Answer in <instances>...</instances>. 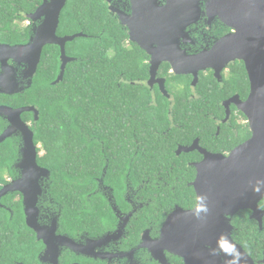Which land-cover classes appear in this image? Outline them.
<instances>
[{"label": "trees", "instance_id": "1", "mask_svg": "<svg viewBox=\"0 0 264 264\" xmlns=\"http://www.w3.org/2000/svg\"><path fill=\"white\" fill-rule=\"evenodd\" d=\"M40 3V0H0V42L15 44L26 41L30 26L21 23L28 20L26 15L34 12ZM102 31H105L104 35ZM77 32L97 37H78L67 43L66 51L80 60L67 67L62 81L50 83L58 71L59 51L57 46L47 45L31 88L18 96L40 108L42 127L38 135L46 150L41 160L55 177L56 194L64 204L65 215L73 219L93 184L92 181L80 180H92L101 174L100 142L94 138L86 143L85 138L88 137L83 131L103 139L106 154L114 156L117 149L120 156L125 157L124 167H116L112 161L106 178L120 179L127 156L133 155L132 149H135L137 155L132 161L131 177L150 171L153 175L149 178L154 182L158 176H165L164 168H160L163 163L178 161L176 172L186 165L187 155L179 159L173 154L178 143L188 144L196 136L205 143L214 139L216 127L210 113L221 114L220 101L235 90H242L246 81V71L241 64L231 66V78L220 88L211 74H202L195 88V99L187 102L184 100L192 88L189 79L183 77L182 90H171L180 99L177 97L178 102L168 115V100L161 95H157L156 105L148 107L146 103L150 94L147 87L126 82L118 86L119 73L128 80L139 76L140 61L131 54H124L125 48L114 40L117 29L104 18L98 0H66L57 34ZM112 49L116 51L115 58L107 55V51ZM5 98L0 95V99ZM224 129L221 128L222 131ZM230 136V145H224L217 139L209 147L213 151L234 147L246 137L244 127ZM189 155L192 160L196 154ZM11 157L9 148L0 143V183L5 179V165ZM121 157H117L116 162ZM176 172L169 175L173 182L172 175H178ZM168 177L163 180L168 181L169 192L173 187L174 191L180 187V192L185 188L187 194H192L185 182L174 185ZM193 177L194 170L189 169L186 179ZM6 198L10 205L11 198ZM97 208L94 201L93 209ZM232 223L235 226L234 240L244 245V212L237 215ZM39 249L40 244L25 224L20 208L14 204L13 213H10L0 207V264H38L36 254Z\"/></svg>", "mask_w": 264, "mask_h": 264}, {"label": "flooded vegetation", "instance_id": "2", "mask_svg": "<svg viewBox=\"0 0 264 264\" xmlns=\"http://www.w3.org/2000/svg\"><path fill=\"white\" fill-rule=\"evenodd\" d=\"M98 1L104 18L108 21V23L113 24V26L117 29V35L114 37V40L119 46L125 48L123 51L124 54H131L132 56H135L138 61H140L141 68L138 72L139 76L135 77V80H128L122 73H119V80L117 84L120 86L126 82L129 84L131 83L147 87L150 94L148 96V102L146 103L148 107L157 104L156 99L159 94L161 97L168 100V111H170L171 107L178 102L176 100L178 96H176L172 91L177 92V90H182L184 84L183 77L189 79L192 89L187 99L181 100L190 102L195 99V88L197 87L202 74L205 76L211 74L212 77L216 79L220 88L227 84L229 81L228 78H231L230 70L233 64L243 65L246 71L244 62L236 59L230 61L220 71L218 76H215L214 70L211 68L199 71L197 82H193V74H177L173 71L169 62L163 60L158 62L160 60L158 57L166 55L165 50H157L154 53L156 55L155 58L158 60L154 62L156 70L153 71L152 48L157 46V44L154 43L155 40L156 42L157 40L161 43L163 42L162 39L156 37H160L159 33L164 34L163 23L168 18V12L167 10H164L163 7L167 6L168 0ZM219 1L220 2H215V6H212L210 10L201 6L202 14L198 21L196 23H192L191 26L186 28V31L189 32L188 36L191 39L190 43H188L189 47H193L194 45L201 46V44L212 47V45L220 38L234 32V29L228 26V23H231L233 16H236L235 11L238 12V10L234 7V3L239 4L243 2V0ZM245 1V6H252L256 3H252V1L255 0ZM218 5L223 6L220 7ZM158 8H160V11ZM262 16L264 19V11ZM29 22L30 23L26 25H29V29L31 30L32 22L31 20H29ZM101 34L104 35L105 31H102ZM153 34L155 35L153 36ZM87 36L93 38L97 37L94 35ZM179 40L182 41L183 38H179ZM27 41L28 38L26 41L20 43H25ZM140 44L143 45L145 49L142 48ZM66 45V55L75 59L66 63L64 74L68 66L80 60L78 56L69 54L66 51ZM45 47L43 48V51ZM57 47L59 51L58 71L54 78L51 79L50 83L55 81L60 71V48L59 46ZM107 55L108 57L113 56L115 58L116 51L113 49L108 50ZM41 59L39 64L41 63ZM8 62L9 64L12 63L11 60ZM21 69H24L23 65L21 66ZM23 79L24 77L21 76L19 82H24ZM245 79L246 81L242 90H235V93L220 101L221 114L210 113L209 117L212 118L216 127V130L213 133L214 139L205 143L204 141H200V138L196 136L188 144L178 143L173 149V154L179 159H183V156L187 155L188 161L185 163L186 165L182 167L181 171L176 172L175 165L178 161L175 159L173 160V156L171 155L170 158L173 161L168 164L163 163L160 165V168H164L165 170V176H158V180L154 182L149 178V176L153 175V172L151 173L150 171L142 173L139 177H131L132 161L137 155V151L135 149H132L133 155L127 156L125 171L122 173V177L120 179L115 177L106 178V173L112 161H114L116 167H124L123 161L125 160V157H121L117 149L115 150L114 156L106 154L105 141L99 136H92L88 131H83L84 134L87 135L86 137H88L85 138L86 143L94 138H97V141L100 142V153L102 156L101 174L99 176H94L92 180H80L81 182L87 183L92 181L93 184L90 191L85 194L86 200L83 201V206L75 212L76 217L74 219L65 215L64 204L58 199L56 194L55 177L53 178L50 169L41 160L45 155L46 150L38 135V132L42 127V122L40 120V108L37 104L27 103L26 101L24 102L23 99L18 97L31 88L33 82L31 86L23 92H17L11 95H3L0 93V95L6 97L3 100L0 99V106L11 108H20L23 106L33 107V111H24L20 114V120L22 123L20 121H16L13 124L9 117L0 115V135L12 126H15L16 128L15 130L11 129L12 131L9 136L2 142L9 148L12 157L5 165V169L7 171L3 183H0V188L21 176L18 158L20 150L24 146L25 136L24 131H20L18 128L21 124H23L22 127H27V129L32 133L37 165L45 171V173L38 179L41 192L40 198L37 202L38 224L42 226L45 232L55 225V234L57 236L62 237V235H67L72 237L71 239L73 240V247H61L59 245L60 253L58 254V264H190L189 262H191V264H200L201 262L197 260H201L200 258L204 256V250L189 251V255H187L184 251H181L180 254H176L173 250H169L167 248V243L161 239L162 227L167 217L176 207L182 208L183 210H189L192 196L194 194V189L190 183L194 180L196 175L194 165L201 161L204 157L201 150L210 153H222L224 155H228L232 149L251 137V129L247 117L248 115L246 113H242L236 104V102L245 101L249 96L250 81L247 71ZM58 83L59 82L55 84ZM178 98L180 99V97ZM170 113L172 112H168V115H170ZM222 127L225 128L224 131L221 130ZM240 127H244V134L246 135L242 142L230 149L226 148L223 151H213L210 148L212 145L211 143L217 142V139H219L224 145H230L231 133L236 132ZM196 140V149L191 151L183 150V148L190 147ZM192 153H195L196 155H194V158L191 160L189 154ZM117 157H121L119 162H116V159L118 160ZM189 169L194 170V177L192 179H186ZM174 172L178 174L172 175L174 182L177 183H174L169 176ZM166 177H168L167 179L171 180L174 185L178 183L181 185L185 182L187 187H190L192 190V194H187L185 188H183L180 192V187L178 191H174L175 187H173V191H170L172 194H170V187L167 185L169 183L168 181L163 180V178ZM148 186H150V188H148ZM6 197L11 198L10 201L12 202L10 205L7 204L8 201L6 200ZM23 198L22 192L14 191L4 195L0 199V203L2 207L10 213H13L15 204L17 208H20L25 222ZM94 201L95 205L97 204L98 206L95 210L93 209ZM242 212H244L245 226L244 245L240 242L234 241L245 251L249 259L252 260L254 264H264V197L258 201L259 218H253V210L244 209L238 211L233 216L231 222H233V219ZM29 229L33 231L35 240L40 244V249L36 254L37 263L49 264L47 259H49L50 256L46 252V244L43 239L36 238V233L33 229ZM45 232H42V234ZM49 236L52 235L49 234ZM57 236L54 235L52 244H60L59 242H62L61 238H56ZM19 263L24 264L22 262H17V264Z\"/></svg>", "mask_w": 264, "mask_h": 264}, {"label": "water", "instance_id": "3", "mask_svg": "<svg viewBox=\"0 0 264 264\" xmlns=\"http://www.w3.org/2000/svg\"><path fill=\"white\" fill-rule=\"evenodd\" d=\"M40 1L36 10L26 15L32 22L28 41L16 44L0 42L1 94L23 92L31 86L43 48L49 44L60 48V71L53 84L60 82L66 63L75 59L66 55V43L78 37H88L82 32L59 36L57 29L66 0ZM215 2L220 1L168 0L167 6L163 7L168 12V18L163 23L164 34L159 33L160 37H156L163 42L155 40L157 46L152 48L153 71L156 70L154 62L158 60L154 54L157 50L166 52V55L158 57L160 58L158 62L162 60L169 62L177 74H193V82H197L198 72L201 70L211 68L215 76H218L230 61L236 59L243 61L250 81V93L245 101L236 104L242 113L248 115L251 137L232 149L228 155L201 150L204 157L194 165L196 175L190 184L194 192L207 195L208 215L203 220H197L189 210L176 207L162 227L161 239L167 243V248L176 254L184 251L189 255V251L204 250V256L200 258L201 260H197L201 262L200 264H229V259L225 255L211 254L217 236L226 232L240 250L243 257L242 264H254L234 241L232 236L234 225L231 220L238 211L244 209L253 210V218H259L258 201L264 197V189L259 193L253 191L255 181L264 179V19L262 16L264 0L252 1V3L256 2L252 6H245V0L239 4L234 3L238 12L234 10L236 16H233L231 23H228L234 32L220 38L212 47L203 44L189 47L188 43L191 39L186 28L198 21L202 14L201 6L210 10L215 6ZM158 9L160 11V8ZM141 47L145 49L143 45ZM22 65L24 69H21ZM21 76L24 77V82H19ZM24 111H33V107L0 106V115L9 117L13 124L16 121L21 122L20 114ZM22 125L18 128L24 131L25 136L24 146L18 158L21 176L0 188V199L14 191L22 192L26 225L34 230L37 239H43L46 244V252L50 256L47 259L49 264H58L59 245L73 247V240L67 235L57 236L55 225L45 232L38 224L37 202L41 194L38 179L45 171L37 165L32 133ZM11 129L16 128L12 126L3 132L0 135V143L9 136ZM196 148L197 140L183 150L191 151ZM0 207H2L1 203ZM54 235L57 239H62L60 244H52Z\"/></svg>", "mask_w": 264, "mask_h": 264}, {"label": "clouds", "instance_id": "4", "mask_svg": "<svg viewBox=\"0 0 264 264\" xmlns=\"http://www.w3.org/2000/svg\"><path fill=\"white\" fill-rule=\"evenodd\" d=\"M262 189H264V179L256 180L253 191L259 193ZM189 212L197 220L206 218L209 212L207 195L198 193L197 191L194 192L189 206ZM211 254L225 255L229 259V264H242L243 257L240 250L231 240L230 234L226 232H222L217 236L215 247L211 249Z\"/></svg>", "mask_w": 264, "mask_h": 264}, {"label": "rangeland", "instance_id": "5", "mask_svg": "<svg viewBox=\"0 0 264 264\" xmlns=\"http://www.w3.org/2000/svg\"><path fill=\"white\" fill-rule=\"evenodd\" d=\"M21 25H26V20L24 22H22ZM51 84H53V83H51ZM2 94L3 95H10V94H4V93H2Z\"/></svg>", "mask_w": 264, "mask_h": 264}, {"label": "built area", "instance_id": "6", "mask_svg": "<svg viewBox=\"0 0 264 264\" xmlns=\"http://www.w3.org/2000/svg\"><path fill=\"white\" fill-rule=\"evenodd\" d=\"M29 23V20H26V24H28Z\"/></svg>", "mask_w": 264, "mask_h": 264}, {"label": "bare ground", "instance_id": "7", "mask_svg": "<svg viewBox=\"0 0 264 264\" xmlns=\"http://www.w3.org/2000/svg\"><path fill=\"white\" fill-rule=\"evenodd\" d=\"M30 23V22H29Z\"/></svg>", "mask_w": 264, "mask_h": 264}]
</instances>
